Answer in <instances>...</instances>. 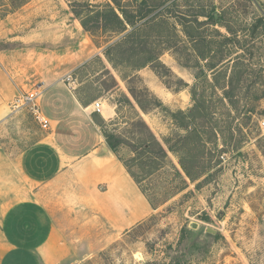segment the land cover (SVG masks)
<instances>
[{
    "label": "rangeland",
    "instance_id": "rangeland-1",
    "mask_svg": "<svg viewBox=\"0 0 264 264\" xmlns=\"http://www.w3.org/2000/svg\"><path fill=\"white\" fill-rule=\"evenodd\" d=\"M114 1L131 14L137 0ZM145 1L142 24L165 9L175 15L196 6L204 11L213 8L223 15L221 25L226 28L195 26L208 42L207 61L211 65L223 61L217 67L222 69L230 51L240 57L241 64L224 68L213 82L205 62L197 60L192 49L196 42L195 49L203 51L198 36L187 44L169 31L170 41L180 50L181 64L166 52L160 57L164 67H156L159 75L151 66L133 71L119 64L113 69L103 50L123 34L113 32L118 25L111 15L89 20L95 15L90 16L85 7H114L112 0H30L16 10L0 12V91L3 80L16 82L21 92L34 90L38 84H65L74 93H84L92 101L89 106L98 101L97 122L102 119L108 130L116 132L130 128L132 106L137 108L128 87L143 92L151 104L144 92L147 89L171 112H186L193 106L189 90L196 82L197 93L212 101L193 114L189 135L176 127L163 108L140 113L154 135L159 140L171 138L176 150V156L169 153V163L154 173L135 169L152 211L120 233H113L102 222L97 231L82 228L74 233L69 228L67 234L73 235L66 239L67 258L61 264H264V0ZM5 3L0 0V9ZM76 13L88 20L90 32L77 26ZM156 34L154 29L148 33L149 38ZM143 48L156 49V45ZM99 59L110 74L102 70ZM84 63L88 64L85 70L75 71ZM201 71L210 84H203ZM119 75L138 79L124 82ZM194 76L199 77L197 81ZM223 88L234 95L233 106L220 102ZM254 94L259 98L252 104ZM123 95L132 106L124 102ZM144 97L141 103L149 106ZM2 98L5 102H0V110L6 116L0 118V166L12 163L44 135L26 109L12 111L14 97ZM251 104L254 110L248 113ZM117 109L123 120L111 126ZM117 155L128 159L130 148L119 146ZM179 159L198 177L194 182L185 177ZM2 178L0 183L9 185Z\"/></svg>",
    "mask_w": 264,
    "mask_h": 264
},
{
    "label": "crops",
    "instance_id": "crops-1",
    "mask_svg": "<svg viewBox=\"0 0 264 264\" xmlns=\"http://www.w3.org/2000/svg\"><path fill=\"white\" fill-rule=\"evenodd\" d=\"M1 87L0 102L2 95L22 93L16 82L3 80ZM34 90L41 92L40 110L51 127L0 166L9 184L0 183V264H61L73 235L69 228L97 231L102 222L120 233L152 211L106 147L93 106H81L65 84H38ZM5 116L0 110V118Z\"/></svg>",
    "mask_w": 264,
    "mask_h": 264
},
{
    "label": "trees",
    "instance_id": "trees-1",
    "mask_svg": "<svg viewBox=\"0 0 264 264\" xmlns=\"http://www.w3.org/2000/svg\"><path fill=\"white\" fill-rule=\"evenodd\" d=\"M28 1L30 0H7V3L2 5L0 12L4 14L7 13L9 9L16 10L22 7ZM112 2L114 4V7H112L110 4H107L105 7L87 4L85 7L88 14H91L90 16L95 15L89 20L93 19L97 21L98 17H100L101 15H111L116 20L118 25L113 32L117 35L123 34L119 39L105 47V49L103 50V55L106 62L113 69H116L119 64H126L133 71H138L146 66H151L154 72L159 75L156 67H164V65H162V63L160 62V57L166 52L170 53L171 56L181 64V57H179L180 50L177 49L176 42L172 43V41H170L169 31L172 32L173 37L176 40L183 41V38L186 39L187 44H190V42H192L193 37L198 36L203 51L199 52L197 51V49H195L196 42L192 43L194 46L192 49L196 54L197 60H199L200 62H205L204 68L206 69V71L210 72L213 82H217V79L221 77V71L224 70V68L229 67L231 69H235L239 64H241L239 63L240 57L238 55H235V52L230 53V51L228 52V58L225 59L227 61L225 62L226 65L224 66V68H217L218 65L223 61L218 65H211L210 63H208V53L205 52V50H208L209 47L208 42H206V38L204 35H202V33H198V29L196 30L195 26L201 27L205 25H218L220 27L226 28L225 26L221 25V22L223 21V15H217L214 12L213 8L210 11H204L202 8H200V6H196V9H191L193 11H190L189 8L187 9L185 7L186 9H181L183 11L177 12L175 15L170 12L169 9H165L164 13L159 12L156 16L152 17L150 20L145 21L142 24V19L146 16L142 15V7L146 5L145 0H137L136 6L132 7L133 9L131 14L126 13L125 10L122 9L121 6H119L118 3H116L114 0H112ZM157 8L158 7H156L155 10ZM116 11H118L119 14ZM75 17L82 29L85 32H90V30L87 28L88 20H84L83 18L79 17V14L77 13L75 14ZM172 18H174L173 22H171ZM259 22L263 23V20L261 19L259 20ZM127 26L128 28H130L129 31L127 30ZM177 27H180L179 31H177ZM256 27L257 26L255 25L254 28ZM151 29H154L157 34L154 37L149 38L148 33ZM183 43L185 44V42ZM153 44L156 45V49L143 48V45ZM96 47L100 48V46L97 45ZM232 47L235 48V44ZM232 55L235 56L231 58ZM100 61L101 60L99 59V62ZM101 64L103 65L102 70L109 73L108 69L102 63V61ZM87 66L88 64L84 63L75 71L80 72L82 70H85ZM200 76L203 77V84H210L208 83V78L206 77L207 74L201 71ZM119 77L124 82L138 79L136 76H133L131 78L130 76L124 77L122 75H119ZM194 77L196 81L199 78L197 76ZM111 79L116 86V81L113 76H111ZM229 79H231V77ZM196 83L193 84V86L189 90L193 106L186 112L180 110L176 112L169 111L162 105L160 101H158V99L154 95H152L147 89H144L145 94L153 102H151L150 104V102H148L144 97L143 92H141L140 94L135 89L128 87V92L135 102L137 108L132 106V103L128 99V97L123 95L122 98L124 102L131 105L132 109L134 110V119L129 121L130 128L124 130L123 132H116L115 129L108 130L107 127H105L102 119L100 122H97L96 115H93L94 122L100 128L102 136L104 137L106 147L121 162L124 169L143 195L144 191L141 188V176L137 171H135V169H142V172H145L147 170L148 173H154L155 171H158L160 168L164 167V165L169 163V153H172L176 156V150L173 146L171 138L166 137L159 140L154 135L147 123L142 119L140 113L145 115L148 114L152 109L163 108V110H165V112L169 115L170 119L174 122L177 128L185 131L187 135L191 134V132H189V128L191 124L190 121L193 118V114L198 110L199 107L206 109L208 108V106L206 107V104L210 105L212 103L211 99H205L204 94L197 93ZM230 83L231 81L228 80L226 85L229 86ZM222 91L223 98L222 100H220V102H228L233 106L234 95L229 90H225V88H223ZM74 95L81 106H89L92 102L82 96L84 95V93L81 94V92L77 91L74 93ZM142 96L146 99L147 104H150L149 106L141 103ZM258 98V95L254 94L252 104L254 103V101H257ZM252 104L250 105L251 109L250 107L247 108L248 113H251L254 110ZM118 120H123V118H121L120 112L117 109L116 118L111 121V126H116V121ZM119 146H127L130 148L131 156L128 159H121L117 155V149ZM179 165L185 177L190 182H194L198 178L196 177V175L194 176L190 173L183 160L179 159ZM170 168L175 172V174L180 176V173L173 165H171ZM148 203L152 208L151 203L149 201ZM173 264L182 263L179 261H175Z\"/></svg>",
    "mask_w": 264,
    "mask_h": 264
},
{
    "label": "built area",
    "instance_id": "built-area-1",
    "mask_svg": "<svg viewBox=\"0 0 264 264\" xmlns=\"http://www.w3.org/2000/svg\"><path fill=\"white\" fill-rule=\"evenodd\" d=\"M69 79V77H67ZM41 92L38 90H32L28 92L18 93L12 102L11 109L15 111L17 109H26L33 117L35 123L39 126L42 131L50 130V121L42 114L39 105V98ZM94 112L99 113L101 104L96 101L92 104ZM264 124V122H263Z\"/></svg>",
    "mask_w": 264,
    "mask_h": 264
},
{
    "label": "water",
    "instance_id": "water-1",
    "mask_svg": "<svg viewBox=\"0 0 264 264\" xmlns=\"http://www.w3.org/2000/svg\"><path fill=\"white\" fill-rule=\"evenodd\" d=\"M142 115V114H141Z\"/></svg>",
    "mask_w": 264,
    "mask_h": 264
}]
</instances>
